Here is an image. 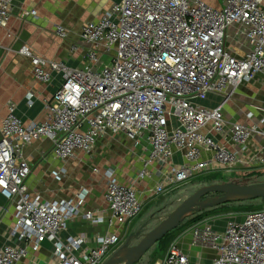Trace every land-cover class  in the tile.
<instances>
[{
	"label": "built area",
	"instance_id": "built-area-1",
	"mask_svg": "<svg viewBox=\"0 0 264 264\" xmlns=\"http://www.w3.org/2000/svg\"><path fill=\"white\" fill-rule=\"evenodd\" d=\"M12 9L13 0H0V28ZM54 30L66 38L63 26ZM230 42L242 53L236 54ZM79 48L84 49L82 67L37 56L25 45L18 50L29 59L36 80L49 83L59 73L62 81L44 101L43 122L25 124L14 102L6 106L0 194L13 205L14 222L5 233L9 243L0 247V264H16L43 242L52 246L46 264H102L121 240V230L113 226L129 225L143 210L138 181L157 178L145 190L148 201L198 175L264 164V106H252L259 113L254 123L229 125L223 102L200 104L210 94L226 100L239 84L257 76L264 80V0H220L216 7L203 0H111L97 20L82 25L70 51ZM31 98L28 92L29 103ZM253 115L249 111L246 117ZM109 133L131 142L130 156L140 166L126 184L106 169L105 208L82 212L91 224L106 223L104 233L61 239L67 222L81 213L87 190L50 201L31 194L26 186L31 166L23 148L46 137L57 159L67 160L77 151L91 156L97 139ZM177 154L180 164L173 161ZM187 233L193 244L216 252L212 264H264V206L226 219L221 230L209 220L195 221ZM160 264L190 262L172 240Z\"/></svg>",
	"mask_w": 264,
	"mask_h": 264
},
{
	"label": "crops",
	"instance_id": "crops-1",
	"mask_svg": "<svg viewBox=\"0 0 264 264\" xmlns=\"http://www.w3.org/2000/svg\"><path fill=\"white\" fill-rule=\"evenodd\" d=\"M203 1L215 7L220 5V0ZM110 3L111 0H13L12 14L6 25L0 28V126L6 114V106L11 101L16 104L17 117L25 124L43 122L46 119L44 101L50 98L62 81L59 73H54L49 83L36 80L32 75L29 59L18 53L20 47L25 45L37 56L61 61L71 67H82L85 62L84 49L71 52L70 46L79 40L82 25L97 20ZM30 10L35 11V15H30ZM55 25L65 28L66 38H59L55 34ZM231 43L228 45L235 48ZM235 53L242 52L235 48ZM28 92L32 93L30 103L26 99ZM210 95L212 99L208 95L200 104L213 107L223 102L221 110L227 124L254 123L259 113L252 106H264V80L262 76H257L252 81L242 82L226 100L220 95ZM249 111L254 113L252 118L246 117ZM111 135L105 134L97 139L91 156L77 151L67 160L54 157L51 142L46 137L23 148L24 157L31 166V173L26 180L31 194H38L42 200L50 201L71 198L81 188L87 190L81 213L67 222L65 230L59 234L61 239L80 234L91 237L104 233L107 229L106 223L91 224L83 217L82 212L105 208L102 194L106 169H113L117 181L126 184L140 166L134 156L121 160L122 153L120 156L116 154L118 146ZM115 137L126 139L120 134ZM213 137L216 141L222 140L220 135L213 134ZM113 149L116 151H112ZM208 156V152H203V157ZM173 161L180 164L181 156L177 154ZM154 168L155 166L152 170ZM60 170H64L63 173H57ZM156 181L157 178L151 176L136 184V189L145 202L144 207L152 200L147 201L145 190L151 188ZM202 219L209 220L216 230L223 229L226 221L224 217ZM13 222V205L0 194V247L9 243L5 233L9 232ZM129 225L120 229L115 224L113 229L121 230L123 235ZM190 225L191 223L186 229L177 231L172 240H176L181 250L188 255L190 264H212L216 252L207 246L192 243L191 236L187 233ZM168 244H154L141 256L137 264H160ZM51 251V244L43 242L36 253L29 254L16 264H46Z\"/></svg>",
	"mask_w": 264,
	"mask_h": 264
},
{
	"label": "rangeland",
	"instance_id": "rangeland-1",
	"mask_svg": "<svg viewBox=\"0 0 264 264\" xmlns=\"http://www.w3.org/2000/svg\"><path fill=\"white\" fill-rule=\"evenodd\" d=\"M208 98L212 99L213 97L212 95H209ZM203 103L208 104L207 102ZM116 135H111L115 144L118 146L116 154L120 156V153H122V156H120L121 160H124L127 156L129 158L132 147L131 142L124 138L115 137ZM112 151L116 150L113 149ZM212 183H241L244 185L264 183V164L250 166L246 169L236 168L231 172L218 170L214 173L198 175L186 183L175 187L171 191L155 197L144 207L140 215L132 221L123 235L121 234V241L109 253L102 264H123L124 260H122V257H125L128 253L129 247L136 245L151 229L158 225L179 204L193 194L196 189ZM212 194L213 195H210L209 197L201 196L199 202L203 204L198 205L191 210L181 220L179 225L169 232L166 241L161 245H167L177 231L186 229V227L190 224L191 217L197 213L205 212V217L213 218H240L246 211L264 206V199L261 198L250 199L248 197L231 196L225 199L226 195L224 194ZM205 203L214 204L205 206ZM210 206H214V209L207 212L206 208ZM138 262L139 261L134 264H137Z\"/></svg>",
	"mask_w": 264,
	"mask_h": 264
},
{
	"label": "water",
	"instance_id": "water-1",
	"mask_svg": "<svg viewBox=\"0 0 264 264\" xmlns=\"http://www.w3.org/2000/svg\"><path fill=\"white\" fill-rule=\"evenodd\" d=\"M208 193L224 194L226 195L225 199L231 196L264 199V183L245 185L234 183H212L199 187L158 225L151 229L136 245L129 247L128 253L125 257H122V260H124L123 264H134L137 262L158 240L175 229L191 210L196 206L203 204L199 202V199L201 196ZM213 204L214 203H205L204 205L208 206Z\"/></svg>",
	"mask_w": 264,
	"mask_h": 264
},
{
	"label": "trees",
	"instance_id": "trees-1",
	"mask_svg": "<svg viewBox=\"0 0 264 264\" xmlns=\"http://www.w3.org/2000/svg\"><path fill=\"white\" fill-rule=\"evenodd\" d=\"M237 184H241V183H237ZM210 195H213L212 193H208L203 195V197H209ZM250 199H254V198H250ZM216 206V205H215ZM212 209H214V206H210L206 208L207 212H210ZM203 217H205V212L203 213H197L195 214L193 217H191L190 219V223H193L195 221L201 220ZM169 235V232L167 234H165L160 240H158L155 244H162L166 241L167 237Z\"/></svg>",
	"mask_w": 264,
	"mask_h": 264
}]
</instances>
